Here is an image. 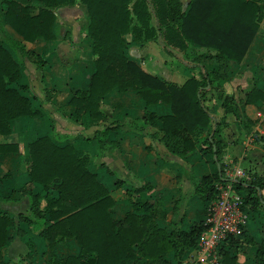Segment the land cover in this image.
Segmentation results:
<instances>
[{
  "label": "trees",
  "instance_id": "16d2710c",
  "mask_svg": "<svg viewBox=\"0 0 264 264\" xmlns=\"http://www.w3.org/2000/svg\"><path fill=\"white\" fill-rule=\"evenodd\" d=\"M77 1L87 9L85 27L92 40L95 71L87 85L76 90L70 105L78 115L88 113L94 119H103L99 107L106 94L114 88L134 89L147 105H170L171 114L158 118L148 112L144 118L147 121L158 118L162 122V142L169 153L189 154L202 129L211 121L216 123L204 104L208 94L215 95L224 108L231 104L232 98L221 90L226 79L222 62L241 61L244 57L258 30L261 0H190L187 11L182 9L180 0H5L1 10L4 22L22 41L6 34L0 24L1 135L10 132L11 121L38 114L31 108L33 95L28 87L17 84L21 76L19 56L27 55L24 42L32 43L38 37L53 40L54 9ZM38 3L39 12L31 15V8ZM128 34L135 42L158 41L166 51L186 50L193 43L216 53L198 56L199 78L192 77L177 86L147 73L125 56ZM201 59L214 60L218 66L207 71L198 64ZM107 131L106 128L103 133ZM205 142L215 155L218 170L195 182L194 193L202 201H211L217 194L215 184L228 179L223 177L219 162L221 144L213 137ZM98 145L103 149L99 139ZM26 160L30 178L44 186L45 194L28 193L30 212L18 215L17 219L38 232L49 247L66 237L75 238L80 245L78 256L55 264H125L129 260L135 264H158L170 251L181 263L185 253L196 249L204 224H194L187 231L166 232L159 228L150 217L154 202L139 196L150 190L148 184L128 191L133 211L123 221L115 222L108 213L113 204L110 195L72 146L59 147L49 137H40L29 144ZM232 186L249 215L264 213L263 177L250 173L248 178L233 180ZM49 221L52 223L47 225ZM14 223V218L0 214V249L7 241L8 227ZM253 238L245 232L232 238L223 249V264H237L228 250L242 243L258 245L256 257L261 258L264 241L256 243ZM0 264H5L1 253Z\"/></svg>",
  "mask_w": 264,
  "mask_h": 264
},
{
  "label": "crops",
  "instance_id": "0c3cea01",
  "mask_svg": "<svg viewBox=\"0 0 264 264\" xmlns=\"http://www.w3.org/2000/svg\"><path fill=\"white\" fill-rule=\"evenodd\" d=\"M4 1L0 0V24L6 34L22 41L4 22V11H1ZM180 1L182 9L187 11L190 0ZM260 4L258 30L244 57L241 61L222 62L226 79L221 83V90L223 95L232 98L231 104L224 108L215 95L208 94L204 104L218 125L211 121L203 128L195 148L185 156L169 153L162 142L163 127L158 118L171 114L170 105H147L134 89L114 88L106 94L99 107L103 119L76 113L70 100L77 89L87 85L95 71L92 40L85 27L87 9L78 1L54 9V39L38 37L32 43L24 42L27 55L19 56L21 76L17 84L28 87L33 95L31 108L38 114L11 121L10 132L0 134V214L15 219L0 249L5 264H55L80 254L75 238L60 239L49 247L38 232L17 219L18 215L30 212L28 193L45 194L44 186L30 178L26 160L29 144L40 137H49L59 147L72 146L80 154L87 170L110 195L113 204L108 213L115 222L123 221L133 211L128 191L148 184L150 190L139 196L154 202L150 217L166 232L187 231L207 219L210 201H202L194 193L195 182L218 170L206 139L213 137L221 144L219 162L225 179L237 165L246 174L256 173L264 179V122L256 117L257 112H264V0ZM40 7L41 4H35L31 15L37 14ZM126 42L124 53L129 60L147 73L177 86L192 77L199 78L198 56L216 53L193 43L186 50L169 48L166 51L158 41L135 42L130 34L126 35ZM198 64L207 71L218 66L208 59H201ZM148 112L158 118L147 121L144 117ZM106 128L107 133H103ZM224 183H216V189ZM41 205H45L44 200ZM254 216L264 237V213ZM245 234H249L246 228ZM257 246L242 243L230 248L228 253L235 256L237 264H264V255L256 257ZM194 251L185 253L181 263L170 251L158 264H183ZM125 264L135 262L129 260Z\"/></svg>",
  "mask_w": 264,
  "mask_h": 264
},
{
  "label": "built area",
  "instance_id": "2783aa9c",
  "mask_svg": "<svg viewBox=\"0 0 264 264\" xmlns=\"http://www.w3.org/2000/svg\"><path fill=\"white\" fill-rule=\"evenodd\" d=\"M256 117L264 122V112ZM228 179L217 187V194L210 201L205 229L200 234L194 254L183 264H223L222 252L232 238L245 232L248 212L242 208V200L233 189V180L248 178L246 171L237 165L227 173Z\"/></svg>",
  "mask_w": 264,
  "mask_h": 264
},
{
  "label": "rangeland",
  "instance_id": "374dc122",
  "mask_svg": "<svg viewBox=\"0 0 264 264\" xmlns=\"http://www.w3.org/2000/svg\"><path fill=\"white\" fill-rule=\"evenodd\" d=\"M0 36H3L2 32H0ZM257 219H258L257 216L249 215L246 224V232L249 233L250 235L252 234L256 241L262 242L264 241V237L262 236V232L260 230L261 225L258 224Z\"/></svg>",
  "mask_w": 264,
  "mask_h": 264
}]
</instances>
